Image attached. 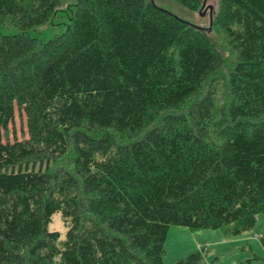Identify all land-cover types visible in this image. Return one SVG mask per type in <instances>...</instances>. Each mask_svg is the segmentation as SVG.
I'll return each mask as SVG.
<instances>
[{
    "label": "trees",
    "instance_id": "16d2710c",
    "mask_svg": "<svg viewBox=\"0 0 264 264\" xmlns=\"http://www.w3.org/2000/svg\"><path fill=\"white\" fill-rule=\"evenodd\" d=\"M64 1L0 0V264H164L171 226L253 228L264 0H217L210 30L230 62L152 0ZM59 13L62 31L40 35Z\"/></svg>",
    "mask_w": 264,
    "mask_h": 264
},
{
    "label": "rangeland",
    "instance_id": "374dc122",
    "mask_svg": "<svg viewBox=\"0 0 264 264\" xmlns=\"http://www.w3.org/2000/svg\"><path fill=\"white\" fill-rule=\"evenodd\" d=\"M69 0H65L66 4ZM161 8L180 17L181 19L193 25H197L204 29L209 26L208 9L206 6L195 12L187 11L171 0H152ZM202 2V0H201ZM206 5H211L215 10L217 0H206ZM63 7H65L63 5ZM63 10V8L61 9ZM62 14L55 16L49 25L43 27L37 32L40 35L49 36L62 31V23L64 22ZM208 36L215 46L222 51L227 61L232 60V55L227 48L223 47L220 38L209 30ZM227 67L218 74L220 78L224 77ZM24 125V123H23ZM16 136L20 137L21 125L18 119L14 123ZM11 135L9 134V139ZM49 230L64 233L65 228L60 220L59 214L53 216L52 222L48 226ZM264 236V213L255 216L253 228L244 231L242 234L224 238L219 230H200L189 231L184 227L171 226L168 229L165 240V255L163 257L164 264H170L175 260L187 255L188 253L202 247L204 264H264V246L260 242V238Z\"/></svg>",
    "mask_w": 264,
    "mask_h": 264
},
{
    "label": "water",
    "instance_id": "95a60500",
    "mask_svg": "<svg viewBox=\"0 0 264 264\" xmlns=\"http://www.w3.org/2000/svg\"><path fill=\"white\" fill-rule=\"evenodd\" d=\"M205 3H206V0H202V2H201V8H204L206 6V8L208 9V18H209V26H210L211 23H212L211 21H212V11H213V8H212L211 5H206ZM161 10H163V9H161ZM163 11H165V10H163ZM165 12H167V11H165ZM187 24L189 26H192V27L196 28V29H204V28L199 27L197 25H193V24H190V23H187ZM204 30L209 31L210 30V27H208V28H206Z\"/></svg>",
    "mask_w": 264,
    "mask_h": 264
},
{
    "label": "built area",
    "instance_id": "2783aa9c",
    "mask_svg": "<svg viewBox=\"0 0 264 264\" xmlns=\"http://www.w3.org/2000/svg\"><path fill=\"white\" fill-rule=\"evenodd\" d=\"M230 264H235V263H230Z\"/></svg>",
    "mask_w": 264,
    "mask_h": 264
}]
</instances>
